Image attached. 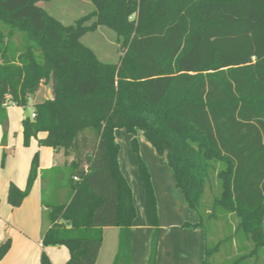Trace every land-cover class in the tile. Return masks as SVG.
<instances>
[{"label": "trees", "instance_id": "trees-1", "mask_svg": "<svg viewBox=\"0 0 264 264\" xmlns=\"http://www.w3.org/2000/svg\"><path fill=\"white\" fill-rule=\"evenodd\" d=\"M49 1L0 0V120L6 127L7 100L26 107L49 86L52 99L22 121L23 146L45 133L39 146L71 159L64 176L69 200L49 207L42 246H64L65 264H95L103 228L116 227L112 264H131L136 211L114 138L124 129L132 135L152 227L147 264H155L159 220L137 131L199 215L184 228L204 230L200 208L214 179L219 192L208 218L217 209L234 215L252 253L264 249V0H90L93 10L72 25L38 5ZM100 27L116 34L115 64L99 61L81 43ZM16 31L24 35L21 49L9 43ZM37 171L35 154L26 189L9 185L10 206L21 205ZM10 247V237L0 241V261ZM216 251L206 245L200 264H211ZM39 264H52L45 252Z\"/></svg>", "mask_w": 264, "mask_h": 264}, {"label": "crops", "instance_id": "crops-1", "mask_svg": "<svg viewBox=\"0 0 264 264\" xmlns=\"http://www.w3.org/2000/svg\"><path fill=\"white\" fill-rule=\"evenodd\" d=\"M42 87L45 90L43 101L52 99L50 87ZM7 108L8 105L5 103V118L8 115ZM2 123L0 120V127L3 126ZM5 125L7 129V120ZM8 135L9 132L3 143L2 137L0 138V150L4 155L12 147V139ZM45 136V133H39L36 138L31 139L28 147L18 142L15 146L16 153L14 152L12 157L15 158L17 152L22 151L24 156H22L24 161L22 166L18 168L15 175L8 173L7 168L2 171V174L0 173V191H6L10 184L22 190L23 186L26 188L31 161L35 154L38 155V171L29 195L17 208L6 203L3 206L0 204V241L7 236L11 238V247L0 264H39L41 252L46 253L52 264H65L69 259L68 250L64 246L43 247L41 242L42 232L49 226L45 213L47 214L52 205L66 204L70 196L64 176L65 162L71 159H66L61 151L39 146L38 140L44 139ZM114 138L119 146V169L131 188L136 211V218L130 230L131 264H147L152 227L146 212L143 187L138 177V158L130 146L132 135L124 129H116ZM136 139L139 157L148 169L156 197L159 237L155 264H200L204 260L205 231L201 228L183 227L184 223L198 222V213L188 207L182 192L175 188L172 170L160 163L155 149L141 131L136 132ZM117 245L118 228H103L102 243L95 264H98L105 246L108 247L106 259H111L112 264Z\"/></svg>", "mask_w": 264, "mask_h": 264}, {"label": "rangeland", "instance_id": "rangeland-1", "mask_svg": "<svg viewBox=\"0 0 264 264\" xmlns=\"http://www.w3.org/2000/svg\"><path fill=\"white\" fill-rule=\"evenodd\" d=\"M38 5L46 10L50 16L60 21L63 25H72L77 19L93 10V5L90 0H51L49 2H40ZM0 29H3L2 24H0ZM115 41L116 34L105 27H100L97 31L87 33L81 38V43L90 48L95 53L99 61L111 64L117 63L121 55L119 45ZM23 42L24 35L20 31L14 32L13 36L9 40L10 45L18 49H21ZM44 95L45 90L42 87L29 100L26 107L12 106L11 102H7L8 115L6 120L8 121V126L7 129L5 126L0 127V138L2 137V143L5 142L6 135L9 132L12 139V147L10 151H6L5 155L3 151L0 150L1 174L2 171H5L7 168L8 173L11 172L12 175H15L16 171L19 170L18 168L22 166L24 162L22 151H18L15 158L12 157L16 151V144L18 142L23 143L21 122L26 118L31 119L30 115L34 111V106L43 102ZM212 187L213 190H211V192L208 188H206L200 208L201 213L204 216L203 225L206 245L210 249L218 246V251L213 253V255L209 258V262L211 264H264V249H258L255 254L252 253L253 244L249 238L245 237L241 232H236L237 219L234 215L217 209L213 213L212 218H208V214L211 209L212 196L218 194L219 192L214 179L212 180ZM25 189L26 188L23 186L22 190H19L24 191ZM46 190H50V188H46ZM7 192L8 189H6V191H0V204L2 206L5 203L8 204V202H5L7 199ZM45 215L47 214L45 213ZM6 222L8 223V220ZM245 255L248 256L239 259ZM107 257L108 247L105 246L102 250V256L100 257L98 264H111V259H106Z\"/></svg>", "mask_w": 264, "mask_h": 264}, {"label": "built area", "instance_id": "built-area-1", "mask_svg": "<svg viewBox=\"0 0 264 264\" xmlns=\"http://www.w3.org/2000/svg\"><path fill=\"white\" fill-rule=\"evenodd\" d=\"M7 102H10L9 100L6 101ZM35 117V115L33 114V112L31 113V118L33 119Z\"/></svg>", "mask_w": 264, "mask_h": 264}]
</instances>
